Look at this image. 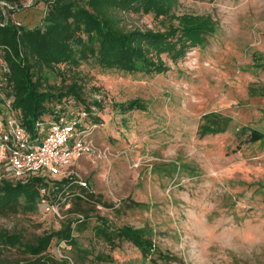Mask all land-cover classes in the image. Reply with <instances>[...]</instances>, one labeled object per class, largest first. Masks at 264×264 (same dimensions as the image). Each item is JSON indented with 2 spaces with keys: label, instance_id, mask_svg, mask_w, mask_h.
<instances>
[{
  "label": "rangeland",
  "instance_id": "rangeland-1",
  "mask_svg": "<svg viewBox=\"0 0 264 264\" xmlns=\"http://www.w3.org/2000/svg\"><path fill=\"white\" fill-rule=\"evenodd\" d=\"M177 1L176 15L209 16L217 31L176 64L165 60V74L103 70L92 61L60 66L61 75L41 69L44 89L76 82L83 98L90 101L95 88L102 101L95 112L101 123L89 120L91 151L62 171L86 183L80 187L99 204L87 207L88 228L73 233L76 248L51 245L55 259L152 264L130 243L109 244L93 234L96 217H103L111 226L145 230L174 258L168 264H264V140L251 143L243 132L264 134V0ZM46 7L45 0H22L6 15L30 29L41 25ZM123 24L161 28L143 15H125ZM136 98L145 111L121 114L115 107ZM69 101L76 116L79 106ZM210 113L222 119L220 131L201 137V117ZM62 179L52 178L50 187ZM46 194L33 211L0 217V229L32 241L66 218L77 219L72 198ZM128 201L142 207L127 208Z\"/></svg>",
  "mask_w": 264,
  "mask_h": 264
},
{
  "label": "trees",
  "instance_id": "trees-1",
  "mask_svg": "<svg viewBox=\"0 0 264 264\" xmlns=\"http://www.w3.org/2000/svg\"><path fill=\"white\" fill-rule=\"evenodd\" d=\"M0 3L13 7L6 9L9 14L14 12V7L22 6V0H0ZM45 3L46 13L41 25L30 29L17 26V21L10 20L0 7V61L9 70L3 76L0 90L12 98L13 109L30 134H34V123L40 119L65 113L75 117L74 111L68 110L69 98L79 106L76 115L83 114L86 125L91 126L89 120L101 123L95 116L96 111L102 110V101L96 96L98 89H93L90 101L83 98V87L76 82L64 88L44 89L47 85L43 82L47 79L41 75V69L61 75L60 66L76 68L81 62L92 61L103 70L163 75L169 71L166 61L176 64L192 49L204 48L217 31L216 23L209 16L176 15L177 0H45ZM130 14L151 16L160 22L161 28L127 29L123 24L124 16ZM115 107L121 114L146 110L145 102L138 98L115 104ZM201 122L198 134L203 137L217 134L222 119L210 113L203 115ZM243 132L248 133L251 143L264 140V134L257 130ZM77 181L73 175L57 181L54 187L50 184L55 182L41 177L19 182L0 181V217L33 211L37 204L45 202L46 193L51 190H56V197L58 194L65 201L72 198L78 214L77 219L66 218L58 230L43 233L32 241L0 229V264L70 263L68 258H53L49 249L53 243L76 248L73 233L88 228L87 207L99 204L97 198ZM75 187L80 193L73 191ZM124 206L142 207L134 201H128ZM91 231L109 244L115 239L130 243L152 264H168L174 260L157 249L143 229L111 226L103 217H96ZM105 261L111 262V259L105 258Z\"/></svg>",
  "mask_w": 264,
  "mask_h": 264
},
{
  "label": "built area",
  "instance_id": "built-area-1",
  "mask_svg": "<svg viewBox=\"0 0 264 264\" xmlns=\"http://www.w3.org/2000/svg\"><path fill=\"white\" fill-rule=\"evenodd\" d=\"M0 7L4 13L7 8L13 9L5 3H0ZM16 25L20 26L17 22ZM8 73L7 65L0 61V86ZM0 101V181L68 177L62 171L91 151L88 136L92 129L85 124L83 114L68 117L65 113L40 119L34 123V134H30L14 111L12 98L1 90ZM77 184L86 187L81 179Z\"/></svg>",
  "mask_w": 264,
  "mask_h": 264
}]
</instances>
